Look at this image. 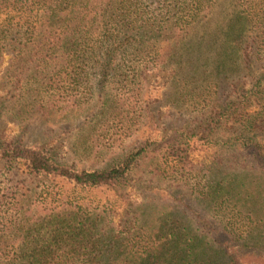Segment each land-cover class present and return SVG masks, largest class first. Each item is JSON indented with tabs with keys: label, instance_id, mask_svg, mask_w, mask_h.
Masks as SVG:
<instances>
[{
	"label": "trees",
	"instance_id": "obj_1",
	"mask_svg": "<svg viewBox=\"0 0 264 264\" xmlns=\"http://www.w3.org/2000/svg\"><path fill=\"white\" fill-rule=\"evenodd\" d=\"M146 1L0 0V61L8 55L5 72L13 67L14 84L30 110L36 106L45 120L65 117L53 110L55 103L61 98L71 107L77 95L67 89L90 87L87 69H98L105 83L112 71L119 72L121 87L135 84L144 72L175 55V45L169 43L173 36L160 37L162 32H190L204 8L220 7L219 0H182V7L175 3L169 9L166 1L153 0L160 7L156 12L145 8ZM221 13L219 49L233 55L239 75L246 59L257 60L264 53V0H226ZM248 76L254 81L247 89L239 87L238 100L204 109L206 133L162 137L165 168L152 175L167 186L149 187L157 193L158 207L140 201L122 223L112 222L105 202L83 205L52 193L44 182L60 181L78 191H115L146 145L108 167L84 168L58 161L49 143L26 146L0 138V168L11 182L0 185V204L11 210L0 217V264H264V201L260 207V200L251 195L257 189L254 183H235L234 194L243 199L238 202L229 192L220 197L219 184L198 177L191 183L195 199L207 209L194 212V221L175 206L184 204L168 189L182 182L173 170L188 161L190 141L202 135L207 139L221 120L237 125L225 145L264 162V68ZM123 96L116 102L126 100ZM9 102L6 91L0 97V113L7 112ZM252 102L260 103L251 111ZM189 106L198 110L196 104L182 101L175 110Z\"/></svg>",
	"mask_w": 264,
	"mask_h": 264
},
{
	"label": "rangeland",
	"instance_id": "obj_2",
	"mask_svg": "<svg viewBox=\"0 0 264 264\" xmlns=\"http://www.w3.org/2000/svg\"><path fill=\"white\" fill-rule=\"evenodd\" d=\"M164 1L169 4V9L175 3L182 7V0ZM219 2L220 7L203 9L199 23L190 32L179 31L172 35L162 32L160 37L173 36L169 43L175 45V55L162 60L164 64L144 72L135 84L121 87L119 72L113 74L112 71L106 73L109 81L105 83L100 81L102 75L98 69H87L90 87L77 85L71 91L67 89L66 93L77 95L75 102L70 103L71 107H66L68 103L62 102L61 98L55 103L53 110L57 111L56 114L65 115L63 118L45 120L39 116L36 106L30 110L21 99L22 92L19 94L14 84L13 67L5 72L8 55H4L0 61V97L7 91L11 102L6 104L7 112L0 113V138L20 141L26 146L49 143L58 161L84 168L108 167L128 151L146 145L126 182L116 186L115 191H78L55 180L44 183L53 189L52 193L57 191L66 199L83 205L105 202L111 210L109 216L114 224L131 216V210L140 201L148 207H158L157 193L149 187L167 186L162 178L152 175L165 168L167 152L162 139L178 133H197V136L206 133L204 124L208 118L204 109L210 107L211 111L218 103L238 100L242 95L239 87L247 89L254 81L248 75L264 68L263 53L257 60L253 59L254 56L246 59L239 75L234 71L233 55L219 49L222 42L219 31L224 23L221 12L226 7V0ZM145 8H154L158 12L160 7L153 0H147ZM178 15L183 16L182 11ZM218 64L222 66L216 70ZM4 80H7V85H4ZM76 87H79L77 93ZM261 88L264 89V80ZM121 95L126 100L116 102V97ZM181 101L188 105L196 104L194 107L198 110L189 106L181 112L176 111ZM257 103L252 102L249 109H257ZM236 129V124L229 120L223 124L221 120L220 126L209 131L207 139L202 135L201 140H191L188 161L182 167H174L173 172H176L177 179L181 177L182 182L178 185L173 182L168 189L184 204L174 202L175 206L192 221L195 220L194 212L202 213L207 209L195 199L197 192L191 183L198 181V177L219 184L222 188L220 197L229 192L236 199L239 195L234 194L238 186L235 183L244 182L247 186L254 183L257 189L251 195L260 200L258 205L262 207L264 162L257 161L240 147L223 143L225 137ZM3 183L11 182L0 168V185ZM36 184L40 185V182ZM242 200L239 198L238 202ZM10 212L7 204H0V217Z\"/></svg>",
	"mask_w": 264,
	"mask_h": 264
}]
</instances>
